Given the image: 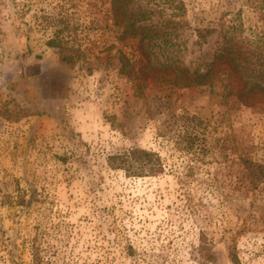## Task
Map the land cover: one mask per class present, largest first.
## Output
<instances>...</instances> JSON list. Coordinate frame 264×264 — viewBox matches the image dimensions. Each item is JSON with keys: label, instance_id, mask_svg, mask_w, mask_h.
Returning a JSON list of instances; mask_svg holds the SVG:
<instances>
[{"label": "rangeland", "instance_id": "rangeland-1", "mask_svg": "<svg viewBox=\"0 0 264 264\" xmlns=\"http://www.w3.org/2000/svg\"><path fill=\"white\" fill-rule=\"evenodd\" d=\"M110 1L0 0L3 264H233V250L239 264H264V177L252 184L245 161L264 162V104L225 98L222 82L183 87L169 70L133 87L117 49L141 48ZM127 2L135 24L158 32L146 46L155 65H204L232 27L264 45V0ZM48 20L68 22L74 63L46 44ZM210 22L197 44L195 28ZM131 147L156 152L163 171L108 166ZM29 187L38 199L17 204Z\"/></svg>", "mask_w": 264, "mask_h": 264}, {"label": "trees", "instance_id": "trees-1", "mask_svg": "<svg viewBox=\"0 0 264 264\" xmlns=\"http://www.w3.org/2000/svg\"><path fill=\"white\" fill-rule=\"evenodd\" d=\"M109 13L123 38L126 36L132 39L138 38L140 55H137L134 49L131 52L117 49L118 70L130 78L133 87H141L143 79L146 78L143 75L146 70L151 72L150 75L153 78L158 71L165 74L169 70L174 73L172 82L183 87H208L212 90L216 82H222L225 98L244 106L264 104V45L258 43L262 37L244 39L239 36L237 28L232 27V30L227 32V36H223V41L211 59L204 62V65L179 66L172 64L175 63L174 60H169L170 64L155 65L151 62L146 46L158 39L157 30L135 24L132 14L128 12L127 0H111ZM48 22L51 24L52 34L46 39V44L54 48L62 60L74 63V56L82 53L78 52L80 50L74 44L68 43L62 34L68 22L62 21L63 26H58V22L55 21L48 20ZM215 30L216 23L212 22L195 28L196 43L204 42V39ZM102 45L108 48L111 43ZM166 79L169 80V77ZM106 159L108 166L120 168L128 176L157 175L163 171L160 156L145 148L131 147L123 152L110 153ZM245 161L246 167L250 169V182L256 185L264 177V162L260 163L247 158ZM37 195L36 190L29 187L19 192L16 202L21 206L29 205L38 199ZM43 233V230H39L38 234L29 240L32 260L40 256L41 245L38 236H43ZM200 243L198 248L202 250L203 242ZM4 259V253H0V264H3ZM230 259L233 264H239V258L234 250L230 252Z\"/></svg>", "mask_w": 264, "mask_h": 264}]
</instances>
